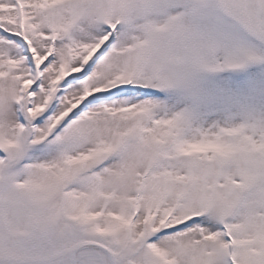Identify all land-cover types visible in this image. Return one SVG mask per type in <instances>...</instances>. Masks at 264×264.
Here are the masks:
<instances>
[{
  "label": "snow or ice",
  "instance_id": "snow-or-ice-1",
  "mask_svg": "<svg viewBox=\"0 0 264 264\" xmlns=\"http://www.w3.org/2000/svg\"><path fill=\"white\" fill-rule=\"evenodd\" d=\"M0 264H264V0H0Z\"/></svg>",
  "mask_w": 264,
  "mask_h": 264
}]
</instances>
